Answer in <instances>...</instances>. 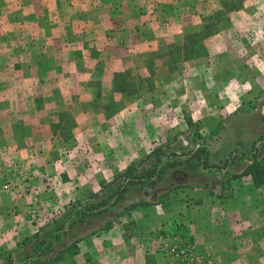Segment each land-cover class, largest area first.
I'll return each instance as SVG.
<instances>
[{"label":"crops","instance_id":"crops-1","mask_svg":"<svg viewBox=\"0 0 264 264\" xmlns=\"http://www.w3.org/2000/svg\"><path fill=\"white\" fill-rule=\"evenodd\" d=\"M139 1L82 0V9L78 8L82 12L75 14V0H0V264H167L157 251L160 237L156 229L171 224L192 197L201 208L193 239L196 264H264V184L257 187L251 174H243L253 160L236 157L229 161L228 170L243 168L235 177L244 186L235 188L232 196L227 197L224 184L212 192L211 174L219 180L220 168L212 166L217 162L208 161V167L199 166L206 182L198 186L168 189L161 185V178L155 186L148 185L152 191L144 184L142 194L134 193L137 199L121 209H112L123 198L120 190L113 205L108 203L79 218L80 203L106 199L102 185L140 158V139L131 136L132 150L124 164L121 129L124 114L130 110L120 109L107 120L101 110L90 107L81 112L86 118L76 126V135L66 146L69 150L61 145L60 155L59 133L64 127L47 115L46 107L54 104L56 88L64 84L86 85L96 71L104 81L107 76L112 78L113 74H101L109 62L101 56L123 49V39L117 36L126 32L133 41L134 36L148 35L147 28L125 27L129 11L138 12ZM92 4L110 15H90L97 8ZM48 6L58 12L56 16L67 18H46ZM78 15L90 21H77ZM58 35L65 36L66 44L55 40V57H47L43 38ZM84 36L97 38L91 44L82 41L88 49L97 44L101 50L97 65L86 73L81 69L92 67V62L69 57V47L79 49L72 39ZM65 50H69L66 59L58 58V52ZM45 88L50 93H44ZM161 121L152 123L157 126L153 131H172L170 121ZM106 122L113 123V132L107 131ZM230 126L226 124V132ZM159 145L151 143L150 148ZM196 150L189 157H196ZM168 168L174 170V163ZM222 172L224 180H232L226 176L230 171ZM94 193L100 196L95 198Z\"/></svg>","mask_w":264,"mask_h":264},{"label":"rangeland","instance_id":"rangeland-1","mask_svg":"<svg viewBox=\"0 0 264 264\" xmlns=\"http://www.w3.org/2000/svg\"><path fill=\"white\" fill-rule=\"evenodd\" d=\"M75 2L72 11L77 10L75 14H80L82 10L78 11V8L82 9L83 5L79 4L82 0ZM95 5L97 8H94ZM90 6L94 8L90 15H110L107 10L99 11L98 4ZM138 6L137 13L129 11L130 20L125 27L129 30L134 27L136 31L147 28L148 35L143 38L140 35L134 36L137 39L132 41L129 40L130 35L123 32L117 36L119 40L123 39L120 41L123 49L101 56L97 44L88 49L82 42L91 44L96 41V37L72 39L75 42L72 45L79 49L69 47L70 59L93 63L92 67L81 70H85V73L93 71L101 56L109 61L106 68H102L101 74L109 73L113 76H107L104 81L105 77L100 78V72L96 71L91 82L86 85L64 84L60 89L56 88V100L46 108L47 115L58 119V123L64 127L59 133V153L63 154V147V150L68 148L66 146L70 145V140L76 135V126L84 122L86 116L83 115V119L82 111L90 107L101 110L108 120L120 109H129L130 112L124 114L121 129L123 163L126 164L127 155L132 150L131 136L136 135L140 139L142 149H139L142 154L129 166H134L141 175L153 167L156 170L151 180H125L123 173L127 171V166L115 179L103 184L102 197L106 194L110 205H113L116 193L120 190L123 192L121 201L112 208L114 211L136 200L133 195L142 194L140 189L144 184L155 186L161 178L164 179L160 181L161 185L168 189L184 185L198 186L206 182L199 166L205 164L204 167H208L209 162H217L212 166L220 168L219 180L215 178L214 172L211 174L212 192L216 193V185L223 189L224 184L228 189L227 197L230 194L232 196L235 188L244 186L243 180L234 176L240 175L237 171L243 168L228 170L229 161L236 157L253 160L254 151L264 144V0H203L202 3L196 0H140ZM57 14L48 6L46 18L63 21L67 18ZM88 19L78 15L77 21L88 23ZM59 35L43 38L48 45L45 51L47 57H55V40L66 44L65 36ZM69 50L58 52V58L66 59ZM47 89H44V93H50V88ZM154 108L158 113L151 112ZM162 119L170 121L172 131H153L157 126L152 123L162 122ZM106 124L107 131L113 132V123ZM226 124L231 125L227 132ZM156 142L164 146L163 151L168 152L161 162L148 157L159 147L150 148L151 143ZM195 149L197 156L189 157ZM262 155L264 147L257 154ZM172 163L174 170L168 168ZM222 169L225 173L230 171L226 176L229 175L232 180H224ZM185 174L191 177L183 176ZM192 199L188 200L191 202H188L187 208L185 205L180 208L171 224L156 229L155 233L160 237L157 251L167 264L198 262L193 239L201 208ZM127 214L125 218L129 219ZM168 233L180 234L187 243L193 244V260L171 257L161 249L162 241Z\"/></svg>","mask_w":264,"mask_h":264},{"label":"trees","instance_id":"trees-1","mask_svg":"<svg viewBox=\"0 0 264 264\" xmlns=\"http://www.w3.org/2000/svg\"><path fill=\"white\" fill-rule=\"evenodd\" d=\"M189 121L192 122L191 119H189ZM163 147L161 146L157 147L156 149L153 150L152 153L148 155V157L149 158L154 157L157 160V162H161L162 159L166 156V154H168V152L162 150ZM263 147H264V144L259 146V148L255 151L252 163H249L243 172V174H251L253 176L254 184L257 187L262 186L264 184V155L257 156V154L262 150ZM155 170H156V167H153L150 169V171H147L146 173H143V175H141V174H138V172L134 169V166L131 165L128 167L127 171L123 173V176L125 180H128V179L142 180L143 178L152 177V173ZM148 174L150 175L148 176ZM234 176H238V175H234ZM92 196H94L95 198H98L100 195L99 193H94ZM107 200H108L107 198L106 199L101 198L97 202L89 200L88 202L80 203L79 205L81 206L79 209V215H80L79 218L82 219V217H84L89 212H92L96 209H99L105 206L106 204H108ZM47 248H49V246L45 247V249L43 248L42 251L44 250L46 251Z\"/></svg>","mask_w":264,"mask_h":264},{"label":"built area","instance_id":"built-area-1","mask_svg":"<svg viewBox=\"0 0 264 264\" xmlns=\"http://www.w3.org/2000/svg\"><path fill=\"white\" fill-rule=\"evenodd\" d=\"M187 243L182 235H172L168 233L166 239L162 241L161 249L168 253L171 257L193 260V244Z\"/></svg>","mask_w":264,"mask_h":264},{"label":"water","instance_id":"water-1","mask_svg":"<svg viewBox=\"0 0 264 264\" xmlns=\"http://www.w3.org/2000/svg\"><path fill=\"white\" fill-rule=\"evenodd\" d=\"M223 171H224V170H223ZM218 188H219V186H218ZM146 189H147L148 191H152V190H153V188L150 187V186H146Z\"/></svg>","mask_w":264,"mask_h":264},{"label":"flooded vegetation","instance_id":"flooded-vegetation-1","mask_svg":"<svg viewBox=\"0 0 264 264\" xmlns=\"http://www.w3.org/2000/svg\"><path fill=\"white\" fill-rule=\"evenodd\" d=\"M254 152H255V151H254ZM244 159H245V158H244ZM231 160H232V159H231ZM231 160H230V161H231ZM232 161H233V160H232Z\"/></svg>","mask_w":264,"mask_h":264}]
</instances>
